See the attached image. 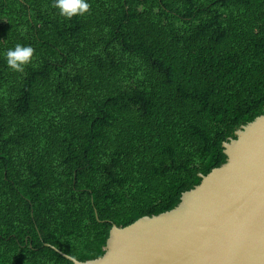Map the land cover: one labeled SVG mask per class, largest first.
<instances>
[{
  "label": "trees",
  "instance_id": "obj_1",
  "mask_svg": "<svg viewBox=\"0 0 264 264\" xmlns=\"http://www.w3.org/2000/svg\"><path fill=\"white\" fill-rule=\"evenodd\" d=\"M54 2L0 0V264L103 255L264 113V0H87L71 19Z\"/></svg>",
  "mask_w": 264,
  "mask_h": 264
},
{
  "label": "water",
  "instance_id": "obj_2",
  "mask_svg": "<svg viewBox=\"0 0 264 264\" xmlns=\"http://www.w3.org/2000/svg\"><path fill=\"white\" fill-rule=\"evenodd\" d=\"M234 134L226 161L177 206L113 224L99 257L62 254L75 264H264V113Z\"/></svg>",
  "mask_w": 264,
  "mask_h": 264
},
{
  "label": "clouds",
  "instance_id": "obj_3",
  "mask_svg": "<svg viewBox=\"0 0 264 264\" xmlns=\"http://www.w3.org/2000/svg\"><path fill=\"white\" fill-rule=\"evenodd\" d=\"M54 7L58 8L60 14L71 19L74 16H83L90 12L91 5L87 0H55ZM35 50L31 46L17 44L14 49L6 53L7 65L16 72H23L25 67L34 59ZM75 264V258H73Z\"/></svg>",
  "mask_w": 264,
  "mask_h": 264
}]
</instances>
